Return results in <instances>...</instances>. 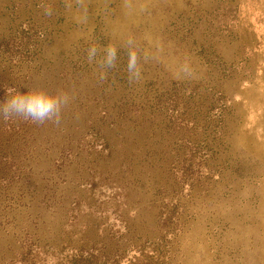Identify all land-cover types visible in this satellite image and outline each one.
Segmentation results:
<instances>
[{
	"label": "rangeland",
	"instance_id": "1",
	"mask_svg": "<svg viewBox=\"0 0 264 264\" xmlns=\"http://www.w3.org/2000/svg\"><path fill=\"white\" fill-rule=\"evenodd\" d=\"M8 88L64 131L29 196L0 155V264H264V0H0Z\"/></svg>",
	"mask_w": 264,
	"mask_h": 264
},
{
	"label": "trees",
	"instance_id": "2",
	"mask_svg": "<svg viewBox=\"0 0 264 264\" xmlns=\"http://www.w3.org/2000/svg\"><path fill=\"white\" fill-rule=\"evenodd\" d=\"M21 64H23L20 61V64L18 65V68L20 69ZM29 119V118H28ZM15 127L12 125L11 129L12 132H15L14 128H17L16 133H11L7 135L6 133H2V130L6 127L5 124L1 125L0 124V155H3L1 159H7L10 155L12 156L11 159H14V164L16 167V185L20 187L19 190H21L22 187H24V194L26 196H29V190H31L32 187H28L30 184V178L32 177L33 169L34 167L29 163L28 158L30 157L29 155V149L28 146L33 144L35 141V137L37 134H39V130L41 129L42 132H44L46 129L50 130L52 133L59 134L64 131V129H61L60 124L55 121V117L52 120H46L43 122H34L33 120L30 119L29 123H22L19 124L20 118L19 115H17V120H14ZM2 133V134H1ZM9 150V153H6ZM47 193L46 195H43L39 201V206L37 208L41 207V205H46L50 198L49 196V187L47 186ZM7 191V188H4L3 193L5 194ZM23 195L19 196L17 198L16 203L22 204V200H25V198L22 197ZM46 198V199H45ZM54 202L53 200L50 201ZM49 203V204H50ZM57 203L61 204L60 201ZM24 205V204H22ZM31 217V214L27 215L26 219H29ZM40 218L35 214L33 220L31 222L36 223L35 221H38ZM37 223L34 224L33 228L35 229L37 227ZM106 248V247H105ZM90 250V248L87 250V252ZM93 253V251L91 252ZM91 255V254H90ZM106 253L102 252L99 255L100 257H106ZM79 264H90L88 260L82 261Z\"/></svg>",
	"mask_w": 264,
	"mask_h": 264
},
{
	"label": "clouds",
	"instance_id": "3",
	"mask_svg": "<svg viewBox=\"0 0 264 264\" xmlns=\"http://www.w3.org/2000/svg\"><path fill=\"white\" fill-rule=\"evenodd\" d=\"M95 55V49L90 56ZM114 56L112 50H108L106 54L107 63H111ZM130 70L134 69V57L129 64ZM63 98L49 96L40 91H28L21 93L15 88L6 89V99L0 103V117L5 119L19 115L29 118L34 122H43L52 120L56 117Z\"/></svg>",
	"mask_w": 264,
	"mask_h": 264
}]
</instances>
